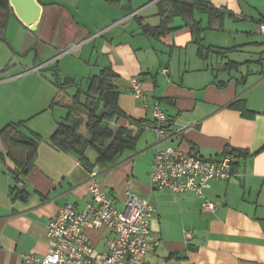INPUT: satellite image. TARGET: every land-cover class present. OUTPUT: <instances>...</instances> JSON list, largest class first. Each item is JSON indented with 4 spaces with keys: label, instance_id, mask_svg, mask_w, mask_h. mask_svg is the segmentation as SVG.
<instances>
[{
    "label": "crops",
    "instance_id": "0c3cea01",
    "mask_svg": "<svg viewBox=\"0 0 264 264\" xmlns=\"http://www.w3.org/2000/svg\"><path fill=\"white\" fill-rule=\"evenodd\" d=\"M159 2L37 0L41 12L31 32L9 0H0V96H22L19 116H27L18 121L0 116V131L21 122V132L40 138L26 175L15 179L12 161L0 157V264H23L21 256L28 252L43 256L48 221L67 203L85 206L92 172L117 207H123L127 191L153 205L150 229L160 243L145 255L144 264H264V37L258 33L264 0L197 3L199 42L180 15L165 25L162 36L147 33L145 29L161 26ZM208 10L222 23L214 20L210 25ZM74 44L78 46L64 54ZM71 54L75 58L65 59ZM211 55L214 62L208 59ZM60 60L66 61L61 75L53 66ZM103 70L113 75L119 109L130 120L149 122L131 126L121 118L108 125L113 132L118 125L132 128L137 141L134 150L107 171L93 165L97 153L91 148L84 153L93 165L89 170L74 154L50 143L74 106L78 88L85 91ZM133 77L145 102L131 93ZM38 97L45 107L32 109ZM236 100H244L251 114L229 107ZM154 103L170 122L160 140L153 131ZM8 108L13 109L11 100H2L3 115ZM42 115L43 125L35 123ZM78 134L89 139L85 122ZM165 147L204 159L222 157L229 148L241 154L230 158L235 175L211 181L202 200L191 191L150 188L153 156ZM203 201L214 203L215 210H203ZM84 233L97 251L106 253L110 233L105 228H86Z\"/></svg>",
    "mask_w": 264,
    "mask_h": 264
},
{
    "label": "built area",
    "instance_id": "2783aa9c",
    "mask_svg": "<svg viewBox=\"0 0 264 264\" xmlns=\"http://www.w3.org/2000/svg\"><path fill=\"white\" fill-rule=\"evenodd\" d=\"M258 33L264 37V23L258 24ZM77 46L74 44L64 54ZM130 86L133 96L145 102L136 78H130ZM150 108L156 123L153 131L160 140L167 136L168 118L157 103ZM95 175L93 172L90 174L92 179L85 206L78 209L67 203L60 207L46 226V253L43 256L24 253L21 256L23 264H144L145 255L157 248L160 237L154 236L150 229L155 211L153 205L127 191L123 207L119 210L115 200L93 180ZM234 175L228 156L204 159L177 147H165L155 151L149 185L154 190L165 188L174 193L191 191L203 200V191L211 181H228ZM215 208L212 202L202 203L203 210L214 211ZM86 228H105L110 233L105 240L106 253L97 251L89 243L84 233Z\"/></svg>",
    "mask_w": 264,
    "mask_h": 264
},
{
    "label": "trees",
    "instance_id": "16d2710c",
    "mask_svg": "<svg viewBox=\"0 0 264 264\" xmlns=\"http://www.w3.org/2000/svg\"><path fill=\"white\" fill-rule=\"evenodd\" d=\"M202 1L160 0L158 6L161 26L158 29L147 28L145 30L150 35L162 36L167 31H165V25L171 21L172 17L180 15L185 19V26L191 29L199 42L201 28L199 23L194 20V12L197 10L196 4ZM207 12L210 25L214 20H219L222 23L221 17L217 16L214 11L208 10ZM112 77L113 75L108 70H103L89 80L85 91L78 88L73 97L74 106L69 108L64 122L59 123L50 137V143L57 150L74 154L79 162L89 170L93 165H96L100 171H107L117 165L126 151H132L135 148L137 134L134 135L132 128L118 125L116 131L113 132L108 127L110 123L116 125L121 118L128 120L131 126L149 123L146 120H130L119 109L117 105L118 91L111 83ZM229 107L240 109L243 114H251L247 110L244 100H236ZM83 117L86 119L84 120ZM84 122L85 132L89 139L78 134V130ZM22 125L21 122L13 126L8 125L0 131V142L4 149V153L0 152V157H3L4 154L12 161L15 167V179L19 175H26L33 167L36 157V141L40 139L35 134L27 136L21 132ZM87 148H91L97 153V160L93 165L84 155ZM225 154L233 158L240 155L241 152L229 148L223 152V156Z\"/></svg>",
    "mask_w": 264,
    "mask_h": 264
},
{
    "label": "rangeland",
    "instance_id": "374dc122",
    "mask_svg": "<svg viewBox=\"0 0 264 264\" xmlns=\"http://www.w3.org/2000/svg\"><path fill=\"white\" fill-rule=\"evenodd\" d=\"M70 57H73L75 58V54H71V55H68L66 58H70ZM209 61L211 60L212 62H214V57L211 55V57L208 58ZM220 59V58H219ZM66 63V61L64 60H60V63L57 64L56 62L53 63V66L57 65L58 69H59V74L61 71H63L62 69L64 68V64ZM45 72V71H44ZM42 73V74H45V73ZM47 74V72H46ZM61 75V74H60ZM49 78V75L46 76ZM62 77V76H61ZM34 86V85H33ZM2 100H11V104L13 105V109H9L7 110L6 114L3 115V110H1V113H0V116L4 117V118H10L11 120L13 121H18V120H27L26 118H23V117H27V116H19V114H22L23 113V110L24 108L22 107V104L24 103V100H22V96H18V97H3V96H0V103L2 104ZM6 103V101H3V104ZM15 105H18V106H15ZM21 108H18L20 107ZM11 107V106H10ZM42 107H45L44 106V102H43V98H37L36 100H33V107L32 109H35V110H39V109H43ZM1 118V117H0ZM45 116H41L39 117L35 123H39L40 125H43L42 122L45 120ZM2 119V118H1ZM119 210L122 209V206L120 204H118V207H117Z\"/></svg>",
    "mask_w": 264,
    "mask_h": 264
},
{
    "label": "water",
    "instance_id": "95a60500",
    "mask_svg": "<svg viewBox=\"0 0 264 264\" xmlns=\"http://www.w3.org/2000/svg\"><path fill=\"white\" fill-rule=\"evenodd\" d=\"M13 7L16 17L28 28L34 32L38 24L41 7L37 0H9Z\"/></svg>",
    "mask_w": 264,
    "mask_h": 264
}]
</instances>
